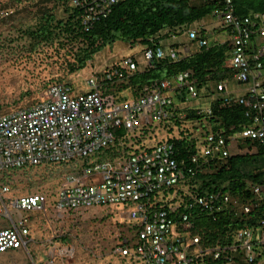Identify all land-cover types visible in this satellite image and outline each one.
<instances>
[{
	"label": "built area",
	"instance_id": "obj_1",
	"mask_svg": "<svg viewBox=\"0 0 264 264\" xmlns=\"http://www.w3.org/2000/svg\"><path fill=\"white\" fill-rule=\"evenodd\" d=\"M121 1L125 0H74V5L82 9V24L89 30ZM217 2L214 18L229 34L228 67L236 82L247 85L245 94L237 97L229 95L226 82L218 83L217 92L221 93V104L244 102L249 125L236 133L225 134L219 129L209 130L203 137L192 136L197 138L196 151L178 159L171 142L172 137L178 138V132L169 134L158 127L173 115L171 92L184 90L197 116L214 113L211 103L199 101L207 87L197 88L191 70L178 73L173 82H147L136 88V96L128 101L117 102L112 94L100 91L108 83L122 82L124 72L130 76L148 70L154 60L179 61L189 51L186 45H174L180 34L206 46L207 41L199 37L202 23L163 30L157 43L136 45L132 56L115 61L102 72L92 71L83 78L87 93L72 94V87L65 82L52 85L41 101L0 114V172L84 159L109 148L116 140L115 130L120 128L133 138L129 144H134L135 150L64 174L51 200L42 192L12 197L10 188L1 186L0 216L8 217L10 226L0 230V253L27 247L32 215L47 216V205L57 215L121 206L134 234L123 233L117 250L140 264H264V214L257 217L255 226L249 225L254 214L264 209V179L247 180L240 197L224 190L218 181L197 179L228 165L236 153L261 152L264 157L260 61L264 46L257 42L264 39V12L254 18L240 17L234 13L233 0ZM217 98L212 97L214 101ZM177 115L183 118L185 112ZM144 129L148 131L144 133ZM136 138H143V144H135ZM240 142L246 145L241 147ZM179 190L185 194L184 201L178 198ZM220 212L243 224L234 230L231 243L202 245L201 236L191 233L195 218ZM71 253L65 250V254ZM38 264H56L55 257Z\"/></svg>",
	"mask_w": 264,
	"mask_h": 264
},
{
	"label": "trees",
	"instance_id": "obj_2",
	"mask_svg": "<svg viewBox=\"0 0 264 264\" xmlns=\"http://www.w3.org/2000/svg\"><path fill=\"white\" fill-rule=\"evenodd\" d=\"M233 3L234 13L241 17L251 15L254 18L255 14L264 12V0H233ZM217 5L219 7L217 0H125L115 4L108 16L95 21L89 30H85L81 19V12L83 11L80 7L74 5V0H11L1 4V9L5 10L6 14L4 16L0 15V23L7 24L8 20L13 17L11 14L25 11L27 18H23L19 22L18 30L22 32L23 37L28 39L30 52L41 53L50 50V55L57 57L55 64L59 63V70L63 74L52 76L43 86L45 92L52 85L62 82L69 83L68 80L71 75L83 74L85 69H89L93 65L94 56L109 44L121 41L131 49V52L121 55L119 59L109 63L108 66L125 56H132L134 54L132 47L136 45L151 46L152 42L157 43L160 39L158 33L163 30L191 24L214 16V12L218 9ZM26 22L30 23L23 27ZM223 29L226 28H218V32ZM205 30V28L200 29V38L206 39ZM208 38L209 36L207 37L206 46H197L194 39L189 44V51L179 61L154 60L152 67L148 70L134 72L130 76H127L128 74L124 72L126 76L122 82H111L104 85L100 88L101 93L103 95L112 94L117 102L128 101L136 96L135 89L139 86L155 79H167L173 82L178 73L186 70L192 71V79L196 80V86L200 89L201 87L211 88L213 84L231 79L232 71L227 67L230 50L228 40L223 43H216L215 41L210 42ZM192 44L195 45L192 46ZM44 53L47 54L46 51ZM261 62L264 71V55L261 57ZM79 78L69 83L72 87V94H82L89 91L84 86V82H79L83 79ZM29 94L27 93V97H29ZM170 96L174 99L173 115L168 120L161 121L158 127L169 134L178 132V138H171V142L174 143L175 147L174 153H176L178 159H186L189 153L196 151L197 138L192 136L203 137L209 130L214 132L219 129L224 130L225 134L228 132L234 133L248 125L246 116L248 107L244 102L232 103L231 105L217 104L214 114L207 117L205 115H195L192 101L187 99L184 90L175 89ZM21 99L23 98L13 101L12 105L17 106L22 101ZM39 101L41 99L31 100L27 106ZM9 105L0 104V114L27 107L19 106L8 110ZM185 105L187 106L185 107ZM180 112H185L183 118L177 115ZM143 131L146 133L148 130L144 129ZM115 133L116 140L109 148L101 149L84 159L59 164L30 166L29 168L46 166L44 171L41 172V176L46 178L47 181L54 176L53 173L60 166L61 171L55 176L60 180L64 174L82 166L94 162L113 160L125 155L127 152L129 153L131 150H135L134 144H129L133 138H130V135L123 128L115 130ZM135 144H143V138H136ZM245 145L246 142H240L241 147ZM141 147L144 148V145H141ZM215 166L212 167L215 168ZM263 166L264 157L261 152L257 154H238L230 157L228 165L220 166L215 172L208 175L197 176V179L203 182L206 179L212 182L218 181L224 186V190L226 189L235 196L240 197L244 192V185L247 180L252 182L263 181ZM193 183L194 180L191 184ZM186 184H188V181H184V185ZM31 185H34V183ZM204 185L207 186L208 184ZM55 191L56 189L53 191L40 190L32 193H46L51 200L55 196ZM178 198H183L184 201L185 194L183 191H178ZM37 214L42 213L37 212ZM261 214H264V209L254 214L249 225L255 226L256 219ZM34 216L33 214L32 218ZM237 221V219H232L230 215L224 212L199 215L195 218L191 233L201 236L202 245H225L232 242L234 230L243 224V221ZM129 224L125 220L120 223V226L126 235L131 236L134 231L129 227ZM2 229H6V226L1 225L0 230ZM62 240L66 241V238L62 237ZM129 247L131 250L133 249L131 243ZM121 256L127 258L133 264H140L131 255L121 254Z\"/></svg>",
	"mask_w": 264,
	"mask_h": 264
},
{
	"label": "rangeland",
	"instance_id": "obj_3",
	"mask_svg": "<svg viewBox=\"0 0 264 264\" xmlns=\"http://www.w3.org/2000/svg\"><path fill=\"white\" fill-rule=\"evenodd\" d=\"M7 1L11 0H0L1 16L6 14L5 10L1 9V4ZM25 13L21 11L11 14L13 17L7 24L0 23V104H10L8 110L27 106L29 101L42 98L44 84L52 76L63 74L59 70V63L55 64L57 57L51 56L50 50H45L47 54L44 53L45 51L30 52L28 39L18 30L19 22L27 18ZM202 22L211 27V36L208 38L210 42L226 40L228 34L225 29L218 34H213V28H218L219 25L211 17L203 19ZM28 23L30 22L23 24V27H26ZM177 40L189 44L187 34H180ZM130 52L131 49L121 41L109 44L94 56L93 65L89 69H85V72L78 76H69L68 81L74 82L75 79H80L79 77L85 79L92 71L102 72L109 63ZM79 82L83 83L80 80ZM227 87L236 94H241L245 89V85L237 83L234 79L228 80ZM211 89H214V84ZM27 93H30L29 97ZM20 98L23 99L17 106L12 105L13 101ZM203 99H209V97L201 98L199 101ZM45 167L2 171L0 187L8 186L12 197L40 190L53 191L62 180L55 178L61 171V167L59 166V169L53 173L54 176L47 181L41 176ZM32 183L34 185H31ZM54 212L50 205H47V216L35 215L32 218L27 247L1 254L0 264H38L51 257H55L56 264H133L122 257L117 250L122 239L119 237L124 233L120 223L126 220L121 206L91 208L84 212L66 215H57ZM1 225L6 228L10 226L8 217L0 216ZM62 237L66 238V241H63ZM66 249L71 250L72 253L65 254Z\"/></svg>",
	"mask_w": 264,
	"mask_h": 264
},
{
	"label": "clouds",
	"instance_id": "obj_4",
	"mask_svg": "<svg viewBox=\"0 0 264 264\" xmlns=\"http://www.w3.org/2000/svg\"><path fill=\"white\" fill-rule=\"evenodd\" d=\"M234 4V3H233ZM217 7H218V5H217ZM234 9H235V7H234ZM233 9V10H234ZM261 13H263V12H261ZM249 16V15H248ZM214 17V16H213ZM241 17V16H240ZM203 21V19L202 20H200V21H196V22H193V23H191L190 25H193V24H198V23H202V27L201 28H204V27H206V25L202 22ZM221 28V27H220ZM226 30V29H225ZM227 31V30H226ZM227 34H228V32H227ZM177 38H179V36L177 37ZM201 39H205V38H201ZM226 40H228V42L230 43V41H229V34L227 35V38H225ZM206 41H207V39H205ZM187 41L189 42V44L193 41V40H189L188 39V37H187ZM194 42H195V44H197L196 43V41L194 40ZM257 42L260 44V45H262V46H264V39H257ZM187 45V44H185V43H181V42H179V40H177V39H175V41H174V45L175 46H181V45H186V46H188L189 47V49H190V45ZM140 46V45H139ZM139 46H138V48H139ZM198 46V45H197ZM230 46V45H229ZM132 49H133V47H132ZM139 50V49H138ZM264 55V54H263ZM262 55V56H263ZM228 56H230V50H229V54H228ZM261 56V57H262ZM228 60H229V58H228ZM228 60H227V67H228ZM260 61H261V58H260ZM261 64H262V62H261ZM231 79H233V78H231ZM228 80H230V79H228ZM228 80L227 81H221V82H228ZM262 80L264 81V71H263V67H262ZM221 82H219V83H221ZM238 83V82H237ZM239 84H241V83H239ZM217 85L218 84H214V89H211V88H209V87H207V91H203L202 92V94L200 95V97L201 98H205V97H209V99H203L202 101H201V103L202 104H208V103H211L212 104V106H213V110L215 111V106L218 104V105H222L220 102L222 101V99L220 98V96H221V93L220 92H217ZM243 85H245V84H243ZM228 88V87H227ZM246 88H247V85H245V89H244V91L241 93V94H239V95H232V92L228 89V91H229V95H232V96H240V95H243V94H245V92H246ZM213 95H215V96H219V98H217V99H215V101L212 99V97H213ZM205 96V97H204ZM200 98V99H201ZM214 114V113H213ZM212 114V115H213ZM209 117H211V116H209ZM248 125H249V123H248ZM244 128V127H243ZM241 130V129H240ZM240 130H237V131H235L234 133H236V132H238V131H240ZM247 142V141H246ZM249 144V143H248ZM258 153V152H257ZM257 153H252V154H257ZM239 153H236V154H233V155H238ZM240 154H242V153H240ZM245 154H249V153H245ZM232 155V156H233ZM244 155V154H243ZM231 156V157H232ZM263 156V155H262ZM263 168H264V166L262 167V170H263ZM263 172H264V170H263Z\"/></svg>",
	"mask_w": 264,
	"mask_h": 264
},
{
	"label": "crops",
	"instance_id": "obj_5",
	"mask_svg": "<svg viewBox=\"0 0 264 264\" xmlns=\"http://www.w3.org/2000/svg\"><path fill=\"white\" fill-rule=\"evenodd\" d=\"M211 18H212V20L216 23L217 22V25H219L220 26V24H219V22L213 17V16H211ZM219 26H217L218 28H220ZM206 30H205V34L207 35V37L209 36H211L210 35V29H211V27L209 28L208 26H206V27H204ZM218 28H216V27H214L213 28V34H218L219 32H218ZM207 37H206V39H207ZM209 40V39H208ZM225 41V40H224ZM224 41H218V40H216L215 42L216 43H223ZM240 93H233L232 92V95H239ZM245 186V185H244ZM34 215H36V213H34ZM33 216V215H32ZM31 226V225H30ZM5 253V252H4ZM0 254H2V253H0ZM34 262V261H33ZM34 264V263H33Z\"/></svg>",
	"mask_w": 264,
	"mask_h": 264
}]
</instances>
